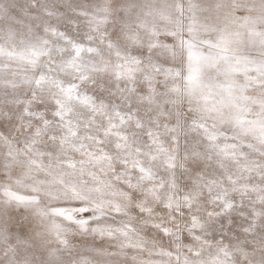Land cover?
Here are the masks:
<instances>
[{
	"label": "clouds",
	"instance_id": "9594fccd",
	"mask_svg": "<svg viewBox=\"0 0 264 264\" xmlns=\"http://www.w3.org/2000/svg\"><path fill=\"white\" fill-rule=\"evenodd\" d=\"M0 264H264V0H0Z\"/></svg>",
	"mask_w": 264,
	"mask_h": 264
}]
</instances>
